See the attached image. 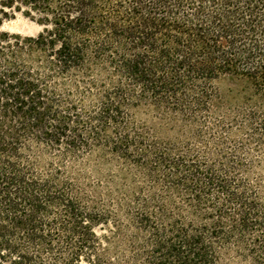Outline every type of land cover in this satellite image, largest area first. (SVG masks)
I'll return each mask as SVG.
<instances>
[{"label":"trees","instance_id":"obj_1","mask_svg":"<svg viewBox=\"0 0 264 264\" xmlns=\"http://www.w3.org/2000/svg\"><path fill=\"white\" fill-rule=\"evenodd\" d=\"M0 264H264V0H0Z\"/></svg>","mask_w":264,"mask_h":264},{"label":"rangeland","instance_id":"obj_2","mask_svg":"<svg viewBox=\"0 0 264 264\" xmlns=\"http://www.w3.org/2000/svg\"><path fill=\"white\" fill-rule=\"evenodd\" d=\"M2 30L12 34L35 37L42 31V27L20 12L15 13L13 19L5 22ZM237 87H239L237 82L231 79H225L217 84V90L221 96H228L230 91Z\"/></svg>","mask_w":264,"mask_h":264}]
</instances>
